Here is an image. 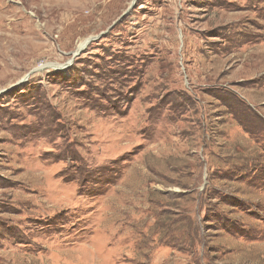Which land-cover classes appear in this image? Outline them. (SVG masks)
Segmentation results:
<instances>
[{
	"label": "rangeland",
	"instance_id": "rangeland-1",
	"mask_svg": "<svg viewBox=\"0 0 264 264\" xmlns=\"http://www.w3.org/2000/svg\"><path fill=\"white\" fill-rule=\"evenodd\" d=\"M0 264H264V0H0Z\"/></svg>",
	"mask_w": 264,
	"mask_h": 264
},
{
	"label": "water",
	"instance_id": "water-1",
	"mask_svg": "<svg viewBox=\"0 0 264 264\" xmlns=\"http://www.w3.org/2000/svg\"><path fill=\"white\" fill-rule=\"evenodd\" d=\"M92 38H89L86 40V42L84 43V45L82 47L78 48V51L82 50L83 48H85V46L91 41Z\"/></svg>",
	"mask_w": 264,
	"mask_h": 264
},
{
	"label": "bare ground",
	"instance_id": "bare-ground-1",
	"mask_svg": "<svg viewBox=\"0 0 264 264\" xmlns=\"http://www.w3.org/2000/svg\"><path fill=\"white\" fill-rule=\"evenodd\" d=\"M84 45V42L80 45V46H83ZM40 69V68H39Z\"/></svg>",
	"mask_w": 264,
	"mask_h": 264
}]
</instances>
